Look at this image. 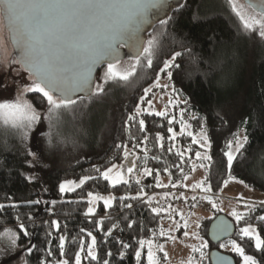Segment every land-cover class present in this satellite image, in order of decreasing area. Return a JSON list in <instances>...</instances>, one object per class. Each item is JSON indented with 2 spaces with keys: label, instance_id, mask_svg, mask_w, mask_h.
<instances>
[{
  "label": "trees",
  "instance_id": "trees-1",
  "mask_svg": "<svg viewBox=\"0 0 264 264\" xmlns=\"http://www.w3.org/2000/svg\"><path fill=\"white\" fill-rule=\"evenodd\" d=\"M151 33L159 38L153 67L139 68L127 83L105 84L101 95L77 100L58 119L51 122L45 119L44 130L36 137L33 155H29L28 142L17 130L0 127V205H4L0 209V232L10 229L16 233V249L23 255L22 264H40L42 260L45 264H55L60 258L61 235L67 237L64 258L74 264L81 239L85 241L82 257H86L91 239L88 232L96 237L98 259L83 258L82 264H104L105 260L108 264H137L135 253L139 250V240L158 237L163 214L154 213L145 199L159 189L155 186V175L159 172L160 179L169 178L178 185L176 190H183V175L192 174L195 153L200 150L188 136H177L174 142L169 140L170 116L141 114L131 122L128 117L135 115L137 105L142 104L144 89L153 85L164 61L176 52L181 55L174 61L178 66L169 69L172 72L169 82L177 96L187 101L186 112L192 115L189 122L193 133H198L203 124L212 144V163L206 169L207 185L212 188L209 193L218 195L225 185L229 170L224 152L228 150L227 143L242 132L248 136V143L237 154L231 174L235 181H243L247 188L264 194V39L258 32L243 31L227 0H185L167 25H158ZM104 69L99 72L96 84L102 83ZM26 99L38 113L47 116V104L38 94L30 93ZM139 119L145 120L144 133L138 130ZM171 127L178 134L179 126ZM157 134L164 138L162 148L156 144ZM145 135L148 140L141 143ZM173 143L175 147L169 152ZM139 148L147 150L148 160H144V152L140 151L138 165L141 169H152V175L139 184L130 180L127 184L110 186L100 173L114 164L121 165L126 149ZM189 148L190 151H185ZM177 151L184 152L183 163ZM86 176L95 179L87 180L73 192L60 194L61 182L78 183ZM141 188L144 189L142 196L139 195ZM89 192L112 196V207L105 209L99 203L94 215H85ZM121 197L127 199L121 201ZM36 200L40 203H29ZM52 201H56L54 206ZM249 213L239 225L232 221L235 233L231 241L243 247L245 254L253 256L257 264H264V250L257 251L252 240L241 239L239 235L241 227L250 225L264 239V221L258 219L264 216V205L256 206ZM219 215L223 214L215 212L201 223L199 234L209 244L202 264H210L209 253L219 251V245L213 246L207 238L210 224ZM53 220L58 222L59 229L52 227ZM20 224L28 236L20 231ZM109 229L112 234L105 235ZM123 244L129 247L125 249ZM49 250L53 256L47 255ZM226 255L241 264L237 254ZM140 264H146L144 252Z\"/></svg>",
  "mask_w": 264,
  "mask_h": 264
},
{
  "label": "snow or ice",
  "instance_id": "snow-or-ice-1",
  "mask_svg": "<svg viewBox=\"0 0 264 264\" xmlns=\"http://www.w3.org/2000/svg\"><path fill=\"white\" fill-rule=\"evenodd\" d=\"M232 13L239 19L242 29L246 33L258 32L261 39H264V0H245L244 3H239L238 0H227ZM170 7L168 0H0V27H5L8 32V44L11 46V52H7L6 47L0 45V63H5L10 66L17 64L27 73L31 83L24 85L22 88V96L15 100L0 101V127L11 128L17 130L22 139H27L28 133L40 122L41 117L33 103L28 99L23 98V94L34 93L47 104V116L45 119L50 122L53 119H58L63 111L72 109L77 100L74 97L78 93H83L81 100L91 99L101 95L104 92V85L109 82H124L127 83L130 79L137 75V70L141 67L152 68L153 57L159 47L158 35L148 33L147 40L143 39L142 33L150 25H154L155 13L164 11ZM251 9V14L249 13ZM171 19V17H169ZM160 25H167L168 20L160 19ZM128 49L130 53L129 63L126 67H121V49ZM181 55L176 52L172 55L170 60H165L163 67L157 73L156 80L149 88L144 89V96L141 97V103H144L148 94L153 88H167L168 85H161V73H167L169 81L172 79V72L169 69L178 66L174 64L177 57ZM106 65L100 79L102 83L96 84L93 87V72L101 66ZM175 89L173 92L175 93ZM148 107L141 109L139 105L136 107L135 115H130L128 121H134L142 113L149 116H157L166 118L169 116L168 107H175L177 101L171 96L168 104L163 111H155L153 109L152 100H146ZM184 103H187L185 100ZM181 119L178 121L180 125L179 135L191 137L192 144L199 145L203 148V153L197 151L195 153L197 160L201 161L199 167L210 168L212 163V156L210 150L212 144L209 135L205 130L203 124L200 126L198 133H193L191 125L184 119L183 110L180 113ZM194 118V117H193ZM176 121L175 116L168 119V133L169 140L175 141L177 133L173 130V125ZM245 123H247L245 121ZM139 132L144 133L145 120L139 119ZM156 144L163 147L162 136L157 134ZM148 136L143 137L141 143L146 142ZM248 143V136L244 135L242 138L236 136L234 141L227 143V151L224 156L227 160V168L229 170L228 179L224 181L225 186L229 181L236 180L231 174L233 162L237 158V154ZM121 147V145H117ZM174 143L168 148L169 152L173 151ZM126 148V146H125ZM186 149L185 151H190ZM144 152V160H148V152L146 149H141ZM33 155V153H29ZM129 152L125 150L124 159H129ZM134 155V153L132 154ZM176 155L180 157L181 162L184 160V152L177 151ZM207 162V163H205ZM136 167L135 160L130 161L129 165H121L120 168H126L127 173L131 174ZM179 168L180 166L177 165ZM196 165H193L195 170ZM117 165H112L106 171L100 173L104 180L108 181L110 186L117 184H127L129 181L122 171H115ZM100 172V169H96ZM167 171V169H165ZM153 170L144 168L143 175H152ZM183 174V169H181ZM95 179V177L86 176L76 183L72 180H66L59 184V192L63 194L73 192L77 188L83 186L87 180ZM183 179L187 180L188 176L183 175ZM243 183V181H236ZM140 183L139 180L136 181ZM175 188L178 185L169 179V184H162L160 181L159 172L155 175V186L168 188ZM247 187V185H245ZM200 189L202 192H210L212 188L207 185V176L204 180L192 185V190ZM144 189L139 190V195H143ZM169 194L165 193V197ZM183 194H181L182 196ZM136 197H133L135 199ZM180 198V197H177ZM113 197H103L98 194L88 193V208L85 215H94L95 208L93 205L102 201L105 209L112 207ZM127 197H121V201ZM196 197L193 196L192 200ZM152 197H149L147 203H151ZM30 204H39L40 201H31ZM56 201H52L53 206ZM212 203L213 208L216 204ZM264 205V201L260 202ZM194 206V205H193ZM13 208L17 205H12ZM132 207V205H127ZM245 208L253 209L254 205L245 204ZM4 205H0L3 209ZM168 211L167 209L153 208L152 211L159 214L161 211ZM171 209V212H175ZM230 215L236 220L239 225L245 217L249 216V212H237L233 210ZM31 218V217H30ZM259 220L264 221V216L258 217ZM53 228L59 229L57 221H51ZM129 227L132 225L129 224ZM197 223L196 227L199 228ZM99 227V223H97ZM179 227V226H178ZM183 227L187 229L188 224L185 220ZM214 236L216 239L220 235H230L232 233V226L225 221H219L214 225ZM20 231L25 236L29 233L25 230L24 225L20 224ZM84 232V229H81ZM112 230L109 229L105 235H111ZM51 235V233H49ZM87 235L91 237V241L87 244L86 257H82L85 249V241H79V251L75 253L74 264H82V259L87 258L90 261H97V240L96 237L88 232ZM161 236H165L163 230L160 231ZM189 233L184 232L187 237ZM241 239L247 237L249 240L255 242L257 251L264 250V239L258 234L257 229L252 226L241 227L239 229ZM192 238L201 241L199 246H189L192 252H199L200 260L203 261L207 255L204 251L209 247L208 241L203 240L198 232L192 233ZM0 239H7L11 245L15 246L17 242V235L10 229L0 232ZM168 239L175 240V237L168 236ZM67 237L61 235L59 237V259L55 264H70L69 260L64 258L65 245ZM139 249L135 253L137 264L141 261V250L146 248V264H161L159 253H163V258L168 259V253L164 251V245L156 243L154 239H140ZM232 251L242 258V264H257V260L245 254L243 247L239 246L235 241H229ZM228 244L221 243L220 247L225 248ZM128 244H123V248L127 249ZM29 248L28 252L31 253ZM48 256H53V252L49 250ZM112 253L109 252L108 256ZM121 257L124 253H120ZM215 264H231L227 258L220 256L216 257L213 254ZM40 264H45L41 261ZM104 264H108L105 260ZM187 264H194L192 257H189Z\"/></svg>",
  "mask_w": 264,
  "mask_h": 264
},
{
  "label": "rangeland",
  "instance_id": "rangeland-1",
  "mask_svg": "<svg viewBox=\"0 0 264 264\" xmlns=\"http://www.w3.org/2000/svg\"><path fill=\"white\" fill-rule=\"evenodd\" d=\"M239 3H242L241 0H238ZM251 14V11L248 10ZM0 45L6 47L7 52H11V46L8 44V32L5 27H0ZM129 59L121 61V67H126L129 63ZM31 83L28 75L20 68L17 64H11L10 66L5 63H0V101L4 100H15L18 97L22 96V88L24 85H28ZM160 84H167V88H153L152 91L148 94L147 99L152 100L153 109L155 111H163L165 110V106L168 104L169 97L171 96L175 101H177L175 107H168L167 111L170 117L175 116L177 124L180 125L178 121L181 119L180 113L183 110L184 117L183 119L190 124L189 120L192 118V115L187 114L186 105L183 99L177 96V93L173 92V87L170 84L167 73L161 75ZM30 94H23V98L26 99V96ZM142 103L140 105L141 109L147 108V102ZM181 107V108H180ZM40 114L41 120L36 126L28 133L27 142L29 146V151L31 153H35L36 150V137L39 133L44 130V121L45 115ZM146 114V113H142ZM147 115V114H146ZM192 130V127H191ZM193 132V130H192ZM179 135V132L177 134ZM239 136L242 138L243 133L240 132ZM200 152L203 153V148L197 145ZM129 152V159L125 160L121 165H129L130 161L135 160L136 167L134 168L131 174L127 173L126 168L121 169V165H117V168L114 169V172L119 170L124 173L127 177L128 181H142L143 178L148 176L143 175V169L139 167L138 161L141 149L130 150L126 149ZM134 153V155H132ZM201 161L197 160L195 156V160L192 163L196 165L195 170L192 171V174L188 176L187 180H184L182 183L183 188L192 189V185L200 182L205 179L206 176V168L199 167ZM207 163V162H205ZM103 178V177H102ZM106 181V180H105ZM162 184H169V178H161ZM108 182V181H107ZM79 183V182H78ZM109 184V183H108ZM120 185V184H117ZM116 186V185H115ZM159 188L157 192L152 193L146 196V200L148 201L149 197H152V201L149 204L152 208H161L167 209L168 211H161L163 214V220L161 224V230L165 232V236H161L160 234L155 240L156 243L164 245V251L168 253V259L165 260L163 258V253H159L161 264H187V260L189 257H192L194 264H202L204 262L200 260L199 252H192L189 246L198 247L200 242L199 240L192 238V233L198 232L200 230V226L203 220L209 219L214 216L215 212L221 213L229 218L231 221L236 222V220L230 215V213L235 210L237 212H249L251 209L245 208V204L256 206L262 205L260 202L264 201V194L253 191L242 183H237L235 180L229 181L227 186H223L222 190L218 195H214L215 198H210L205 195H210L209 192H202L200 189H196L197 191H191L188 193H183L182 190L176 187L173 188L170 186L168 188L157 187ZM78 189V188H77ZM165 193L169 195L165 197ZM201 193L203 197L199 199V204L194 203L192 197L194 194ZM213 196V195H212ZM109 197V196H103ZM112 197V196H111ZM180 197V198H177ZM189 199V200H188ZM188 200V201H186ZM209 200L216 204V208H213L212 203H209ZM186 201V202H185ZM88 202V200H87ZM99 203H103L102 201L96 202L93 207L95 208V212L97 209V205ZM194 205V206H193ZM89 206V205H88ZM167 206V207H166ZM166 207V208H165ZM171 209H175V212H171ZM185 220H187L188 227L185 229L183 227ZM197 223L200 225L199 228L196 227ZM179 226V227H178ZM187 231L189 235L187 237L184 236V232ZM168 236L175 237V240L168 239ZM91 241V239H90ZM253 241V240H252ZM254 246L255 242L253 241ZM227 247L221 248L220 245L218 250L222 254H235L231 245L228 243ZM140 250V249H139ZM206 250V249H205ZM204 250V251H205ZM141 252L145 253L146 259V248L141 250ZM22 253L18 249H16V245H11L10 241L7 239H0V264H22ZM206 258V257H205ZM242 259V258H241ZM242 264V262H241Z\"/></svg>",
  "mask_w": 264,
  "mask_h": 264
},
{
  "label": "water",
  "instance_id": "water-1",
  "mask_svg": "<svg viewBox=\"0 0 264 264\" xmlns=\"http://www.w3.org/2000/svg\"><path fill=\"white\" fill-rule=\"evenodd\" d=\"M243 1L245 2V0H243ZM168 2H169L170 7L164 9V11H162V12L155 13V15H154L155 23H154V25L148 26L146 28V31L144 33H142L143 39L147 40L148 33H151L158 25H160L159 20L160 19L168 20L169 17H171V15L175 11H178L183 6L185 0H168ZM6 31H7V29H6ZM120 51L122 53L121 61L129 59L130 53L128 52V49L125 48V49H121ZM104 68H106V65H101L94 70V72H93V81H94L93 87H95V85H96V79H97L99 72ZM82 95H84V94L78 93L74 97V99L79 100ZM219 221H225L226 223L230 224L232 226V233L230 235H220V238L216 239V237L214 236V231H215L214 225L217 224ZM234 233H235V227H234L232 221L230 219H228L225 215H219L210 224V226L208 228V232H207V238L213 246H218L225 241L231 240V238L234 236ZM213 254H215L216 257L223 256V257L227 258L228 260H230L231 264H236L234 259L231 256L226 255V254H222L217 250L211 251L209 253L208 258H209L210 264H215Z\"/></svg>",
  "mask_w": 264,
  "mask_h": 264
},
{
  "label": "built area",
  "instance_id": "built-area-1",
  "mask_svg": "<svg viewBox=\"0 0 264 264\" xmlns=\"http://www.w3.org/2000/svg\"><path fill=\"white\" fill-rule=\"evenodd\" d=\"M193 196L196 197L195 200H189V199H188V200H189V201H193V202L196 203V204H199L200 201H198V200L201 199V198L203 197V195H202L201 193H197V194L195 193ZM205 196L210 197V198H212V199L215 198V196H214V195L212 196V194H211V196H210V195H205ZM188 200H186V201H188Z\"/></svg>",
  "mask_w": 264,
  "mask_h": 264
},
{
  "label": "crops",
  "instance_id": "crops-1",
  "mask_svg": "<svg viewBox=\"0 0 264 264\" xmlns=\"http://www.w3.org/2000/svg\"><path fill=\"white\" fill-rule=\"evenodd\" d=\"M183 190V192H182V194L183 193H188V192H191V191H193L192 189H186V188H183V186L181 187ZM195 191H197V190H195ZM220 194H218V196H219Z\"/></svg>",
  "mask_w": 264,
  "mask_h": 264
},
{
  "label": "flooded vegetation",
  "instance_id": "flooded-vegetation-1",
  "mask_svg": "<svg viewBox=\"0 0 264 264\" xmlns=\"http://www.w3.org/2000/svg\"><path fill=\"white\" fill-rule=\"evenodd\" d=\"M242 1V3H244V1L243 0H241ZM250 11H251V9H249Z\"/></svg>",
  "mask_w": 264,
  "mask_h": 264
}]
</instances>
